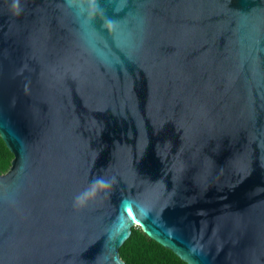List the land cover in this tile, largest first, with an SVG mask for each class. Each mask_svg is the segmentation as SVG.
<instances>
[{
    "label": "water",
    "instance_id": "water-1",
    "mask_svg": "<svg viewBox=\"0 0 264 264\" xmlns=\"http://www.w3.org/2000/svg\"><path fill=\"white\" fill-rule=\"evenodd\" d=\"M0 264H264V0H0Z\"/></svg>",
    "mask_w": 264,
    "mask_h": 264
},
{
    "label": "trees",
    "instance_id": "trees-1",
    "mask_svg": "<svg viewBox=\"0 0 264 264\" xmlns=\"http://www.w3.org/2000/svg\"><path fill=\"white\" fill-rule=\"evenodd\" d=\"M12 159L13 155L0 137V174L9 170ZM119 254L124 264H187L138 226L131 228V234L120 247Z\"/></svg>",
    "mask_w": 264,
    "mask_h": 264
}]
</instances>
